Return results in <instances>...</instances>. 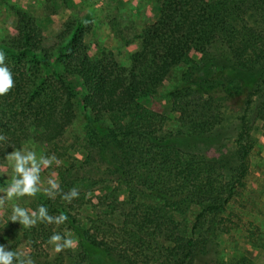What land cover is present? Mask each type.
I'll use <instances>...</instances> for the list:
<instances>
[{
    "label": "trees",
    "instance_id": "obj_1",
    "mask_svg": "<svg viewBox=\"0 0 264 264\" xmlns=\"http://www.w3.org/2000/svg\"><path fill=\"white\" fill-rule=\"evenodd\" d=\"M93 1L99 16L71 13L70 0H43L52 12L37 24L0 0L16 19V34L0 39L15 80L0 96V189L12 175L6 155L27 147L59 160L52 178L62 192L79 191L71 203L43 192L7 202L0 244L35 264H257L247 251L203 260L210 240L219 245L235 194L231 187L223 197L216 185L218 160L200 169L201 180L191 171L172 180L170 165L180 150L217 142L220 110L231 107L242 111L240 146L231 154L242 177L249 147L241 141L251 138L249 124L264 121V0H154L141 26L128 1ZM65 11L72 15L57 20ZM95 24L108 27L116 47L90 52ZM132 44V52L115 53ZM153 98L173 116L151 110ZM51 169L40 174L45 185ZM13 204L45 205L68 219L26 229L10 221ZM54 232L71 233L76 246L55 253ZM259 250L264 256V245Z\"/></svg>",
    "mask_w": 264,
    "mask_h": 264
},
{
    "label": "rangeland",
    "instance_id": "obj_2",
    "mask_svg": "<svg viewBox=\"0 0 264 264\" xmlns=\"http://www.w3.org/2000/svg\"><path fill=\"white\" fill-rule=\"evenodd\" d=\"M128 1L129 7L133 6L136 11L135 20L138 25L141 26L143 22H148V19L152 16L153 1L154 0H124ZM8 4L14 6L18 10H21L32 18L35 19V22H38L41 19H46L48 14H51L52 10L46 9L43 0H6ZM71 4V13L79 12L81 15L90 12L93 16H99L100 12L97 11L101 7L100 3H94L93 0H70ZM79 9V10H78ZM12 10V9H11ZM10 9L4 4L0 5V39L9 35L14 36L16 33L13 30V21L16 19L12 15ZM68 11L60 14L57 20L62 17L63 19L70 17L72 14ZM74 13V14H75ZM93 42L90 52L96 54L102 48L111 49L112 46H115L112 41V35L110 34L108 27L104 24H95V32H93ZM114 47V48H115ZM135 45L132 44L127 49L123 48L121 51L115 49V53L118 55H126L128 52L135 50ZM117 58V56H116ZM264 89V85L262 87ZM262 89V90H263ZM163 90V89H162ZM264 91H261V93ZM261 93L256 97V100L259 99ZM166 103L159 101L158 98H153L151 102V110L154 112L163 115L167 118H170L171 111L167 110ZM252 111V110H251ZM223 120L221 125L218 128L220 130V136L217 142L211 143L210 145H194V151L189 152L188 149L180 150L176 159L170 166L171 167V179L174 180V175L181 177L182 174L185 175L187 172L191 171L193 176H198V179L201 180L200 169L205 166L210 165V159H216L217 162L221 164L222 171L214 170V176L218 177V183L216 184L219 189L224 191L221 193L223 197L225 196V190L234 188L235 194L228 201L229 209L224 212L223 223L227 226L223 231L224 234L219 235V245L215 241L210 240L208 244V253L204 256L203 260L209 263H215L218 259L225 257L227 254H234L242 251H247L249 256L257 263L264 264V256L259 250L262 245H264V121L254 120L253 123H250L251 138L246 142L244 140L241 143L248 145V154L246 156L245 168L242 177L237 176V169L239 167L240 161L236 158H233L231 154L238 149L237 138L240 133V121L237 118L239 114H242L241 110L236 108H223L220 110ZM167 127V126H166ZM216 138V139H217ZM188 155H193L195 157L189 158ZM76 156L80 157V154ZM163 166V173L167 170L165 169L167 164L164 161H161ZM160 164V165H161ZM61 163L56 165L55 163L52 166L51 170H48L46 173L47 176H54L60 169ZM212 172V173H213ZM52 174V175H51ZM241 178L238 180V178ZM164 178V177H162ZM172 186H177L171 183ZM194 181H189L186 185H192ZM96 194V193H95ZM1 211V209H0ZM222 218V217H221ZM244 236L247 237V240L244 239ZM207 238V237H206ZM163 240V239H162ZM206 240V239H205ZM247 242V243H246ZM163 247H167L163 243ZM166 252L164 251V254ZM157 253L150 254L149 259L156 257ZM159 257V255L157 256ZM166 258L172 262V256L166 255ZM143 259L142 256L138 258ZM161 258L158 261H151L148 264H161ZM144 260V259H143ZM157 262V263H156ZM138 264V261H136Z\"/></svg>",
    "mask_w": 264,
    "mask_h": 264
},
{
    "label": "clouds",
    "instance_id": "obj_3",
    "mask_svg": "<svg viewBox=\"0 0 264 264\" xmlns=\"http://www.w3.org/2000/svg\"><path fill=\"white\" fill-rule=\"evenodd\" d=\"M5 60L6 54L0 51V96L7 95L15 87L12 71L5 64ZM5 139L4 135H0V141ZM5 160L11 167L12 175L8 186L0 189V193H2L0 209H3L9 201L23 197L34 198L40 192L50 199L61 195L66 203H71L73 199L79 197V191L76 188H72L66 193L62 192L59 182L55 178H48L46 185L41 181L42 170L52 167L54 163L59 165L60 162L54 155L40 154L37 156L35 151L24 147L13 149L6 155ZM67 219V215L63 213L57 216L50 215L45 205L38 206L36 210H30L19 204H13L10 216V221L18 222L26 229L36 227L39 223L59 226L64 224ZM48 244L52 245L54 252L58 254L66 249L74 248L76 241L72 238L71 233L62 235L59 232H54L49 237ZM0 264H35V262L30 255L8 250L5 245L0 244Z\"/></svg>",
    "mask_w": 264,
    "mask_h": 264
}]
</instances>
